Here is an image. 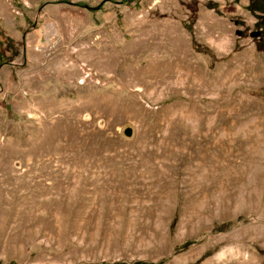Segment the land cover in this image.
I'll return each mask as SVG.
<instances>
[{
	"label": "rangeland",
	"instance_id": "1",
	"mask_svg": "<svg viewBox=\"0 0 264 264\" xmlns=\"http://www.w3.org/2000/svg\"><path fill=\"white\" fill-rule=\"evenodd\" d=\"M251 1L0 0V264H264Z\"/></svg>",
	"mask_w": 264,
	"mask_h": 264
},
{
	"label": "trees",
	"instance_id": "2",
	"mask_svg": "<svg viewBox=\"0 0 264 264\" xmlns=\"http://www.w3.org/2000/svg\"><path fill=\"white\" fill-rule=\"evenodd\" d=\"M247 10L251 14H260L264 15V0H252L250 5H248ZM260 26L264 27V22L260 23Z\"/></svg>",
	"mask_w": 264,
	"mask_h": 264
},
{
	"label": "water",
	"instance_id": "3",
	"mask_svg": "<svg viewBox=\"0 0 264 264\" xmlns=\"http://www.w3.org/2000/svg\"><path fill=\"white\" fill-rule=\"evenodd\" d=\"M259 35H260V33H253V34H251V37H253V38L254 37H258ZM123 136L126 139L131 138L133 136V130H132V128H130V127L124 128V130H123Z\"/></svg>",
	"mask_w": 264,
	"mask_h": 264
},
{
	"label": "bare ground",
	"instance_id": "4",
	"mask_svg": "<svg viewBox=\"0 0 264 264\" xmlns=\"http://www.w3.org/2000/svg\"><path fill=\"white\" fill-rule=\"evenodd\" d=\"M241 257V256H240ZM256 261V260H255Z\"/></svg>",
	"mask_w": 264,
	"mask_h": 264
},
{
	"label": "crops",
	"instance_id": "5",
	"mask_svg": "<svg viewBox=\"0 0 264 264\" xmlns=\"http://www.w3.org/2000/svg\"><path fill=\"white\" fill-rule=\"evenodd\" d=\"M246 6H248V5H246Z\"/></svg>",
	"mask_w": 264,
	"mask_h": 264
}]
</instances>
